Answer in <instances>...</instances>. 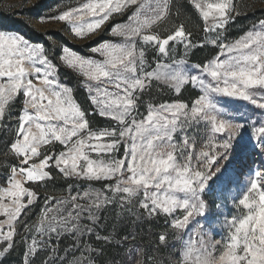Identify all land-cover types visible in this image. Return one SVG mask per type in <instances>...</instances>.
I'll list each match as a JSON object with an SVG mask.
<instances>
[{
    "label": "snow or ice",
    "instance_id": "1",
    "mask_svg": "<svg viewBox=\"0 0 264 264\" xmlns=\"http://www.w3.org/2000/svg\"><path fill=\"white\" fill-rule=\"evenodd\" d=\"M189 4L203 22L205 34H212L207 43L218 49L216 56L203 64L188 65L186 60L172 58L175 45H181L185 54L196 47L183 23L166 35L150 31L154 24L169 18L174 0H84L78 7L48 17L67 22L77 38H85L115 16H127L126 23H115L110 29L122 42L103 41L90 49L102 59L82 56L67 46L59 54L63 65L84 78L80 86L87 93L91 111L82 108L72 87L60 80V64L44 46L22 34L0 31V123L15 119V138L8 143L19 161L5 170L7 186L0 187V214L7 217L0 222V258L15 249L19 237L21 264H35L34 258L41 252L47 256L42 264H94L97 250L83 246L81 239L95 233L97 210L117 196L123 203L142 193L140 206L149 215L172 216L174 229L186 230L195 220L203 231L196 217L209 223L201 199L208 188V175L202 169L217 163L218 149L227 152L233 148V133L247 123L237 125L226 119L217 98L242 100L264 111V20L244 37L227 43L222 33L235 19L233 0H189ZM176 11L179 14L178 8ZM138 42L153 48L155 67L146 61ZM200 46L205 45L202 42ZM161 80L177 94L183 86H192L199 95L190 104L179 98L149 104L146 115L141 113L143 94L154 81ZM21 97L20 111L10 112ZM95 116L114 123L93 129L90 120ZM201 125L209 132L208 150L197 152L191 133ZM218 135L224 139L216 141ZM252 141L264 154V122L253 127ZM54 145L63 150L54 152L49 147ZM53 169L64 177L115 179V183H105L102 192L76 191L63 199L46 197L39 222H23L22 215L38 197L22 181L51 180ZM251 176L246 194L237 204L246 214L226 221L229 234L218 259L203 246L201 235L203 258L197 256L198 264H264V166ZM6 199L10 204L4 203ZM178 209L183 214L173 215ZM65 234L72 235L74 243L71 253L65 249L61 256L57 245ZM102 239L108 237L96 235L97 241ZM159 239L165 242L166 236L161 234ZM192 247L190 240L180 264H189ZM68 255L73 259L68 260Z\"/></svg>",
    "mask_w": 264,
    "mask_h": 264
},
{
    "label": "rangeland",
    "instance_id": "2",
    "mask_svg": "<svg viewBox=\"0 0 264 264\" xmlns=\"http://www.w3.org/2000/svg\"><path fill=\"white\" fill-rule=\"evenodd\" d=\"M84 0H0V31L6 34H22L29 41L41 44L45 47L48 55L54 58V62L60 64V80L72 87L73 95L82 108L91 111L87 93L80 86V81L84 78L79 72L68 68L59 61V54L63 47L67 46L76 53L93 59H102L98 54L90 52L92 47L103 41L113 43L122 42V37L111 33L110 29L115 23L124 24L127 16H115L101 26L95 34L85 38H77L67 22H60L55 19H48L58 15L62 10L70 7H78ZM236 11L233 13L235 19L231 21L222 33L225 42L233 43L244 37L247 32L253 30V25H257L264 16L252 18L259 11H264V2L257 0H233ZM173 12V11H172ZM238 13V15H237ZM130 14V13H129ZM172 14L168 19L162 20L152 26L150 31L161 35L168 34L178 23ZM44 19H41V18ZM212 34L202 36L191 35V40L196 47L190 49L185 54L181 45L172 47V58L176 60H186L188 65L203 64L216 56L218 49L207 43ZM33 38L39 39L38 41ZM205 46L201 47L200 44ZM138 47H143L146 61L155 67L156 53L150 46L142 45L138 42ZM204 60V61H203ZM202 61V62H201ZM199 95V90L192 86H183L180 94H177L170 84L165 81H154L153 86L142 96V103L139 111L146 115L149 104H160L171 102L177 98L184 102H190ZM218 103L225 109L229 119L233 124L247 122L246 126L233 133L236 139L233 140V148L224 152L218 149L217 163L202 169L208 175V188L202 194L201 199L205 202L206 211L209 213L208 221L196 217L200 221L201 227L193 220L186 230L174 229L171 226L172 216L163 213L149 215L139 204L143 199V194L134 197L131 202H121L119 196L113 198L112 203L106 204L97 210V227L95 233L81 239V244L91 247L97 251L93 254L94 264H180V257L187 251L189 241L192 242V255L189 257V264H198L197 256L201 255L200 237L202 235L204 245L209 248L212 255L218 259L222 251L223 242L227 239L228 230L226 221L233 216H243L246 210L242 206L237 207L238 200L246 194L249 186L251 174L264 166V154L253 147L252 129L260 126L264 122V111L254 109L249 102L242 100H228L227 98H217ZM22 107V97L13 104L9 111L17 113ZM15 119H8L6 123H0V187L7 186L4 183L6 169L13 163H18L9 150V141L15 138ZM93 129H101L111 126L114 122L101 118L92 117L90 120ZM35 130V129H34ZM196 141V151L208 150L206 147L209 139V132L201 125L191 133ZM223 136H216L215 140L220 141ZM54 152L62 151L59 145L49 146ZM44 149H42L43 151ZM95 158V157H93ZM34 162L39 160L34 158ZM53 179L42 182H26L25 187H29L37 194L38 199L25 210L21 220L29 224L39 222L46 197L58 199L67 198L76 191L83 192L92 190L102 192L105 183H115V179L110 181H88L80 177H64L52 170ZM19 178V177H18ZM71 186V187H70ZM110 197L111 193H107ZM26 203V198L25 201ZM4 203L10 204L9 200ZM182 210L178 209L173 215H182ZM7 217L0 214V222ZM149 220V223L146 221ZM147 223L148 231L157 229L156 234H164L165 242L158 241L154 236L142 237V234L135 231L137 225ZM91 226V225H89ZM17 230L23 236L22 225H17ZM96 235L107 236L108 240H96ZM141 235V236H140ZM220 241V245L213 250L211 245ZM74 243L73 236L65 234L57 245L59 254L65 255L64 250L72 251ZM23 244L17 238L15 249L6 257L0 258V264H21ZM77 256L80 253H76ZM47 256L44 252L35 259V264H42V260ZM201 258L202 255H201ZM72 255H68V260H72Z\"/></svg>",
    "mask_w": 264,
    "mask_h": 264
},
{
    "label": "trees",
    "instance_id": "3",
    "mask_svg": "<svg viewBox=\"0 0 264 264\" xmlns=\"http://www.w3.org/2000/svg\"><path fill=\"white\" fill-rule=\"evenodd\" d=\"M257 1L264 2V0ZM174 5L175 7L173 8L172 19L174 18L178 24L183 23L186 29L191 32V34H194L195 36H202L204 34L203 22L196 14L195 10L192 9L191 5L189 4V0H174ZM177 8L179 9V14L176 11ZM253 16L262 17L264 16V11H259L258 13L249 15L248 17L252 18ZM33 40L38 41L39 39L33 38ZM146 222L149 223V220ZM146 222L137 225L135 231L142 234V237L148 235L150 238H152V236H154L158 241L159 235L156 234L157 229L154 228L152 232H149Z\"/></svg>",
    "mask_w": 264,
    "mask_h": 264
}]
</instances>
